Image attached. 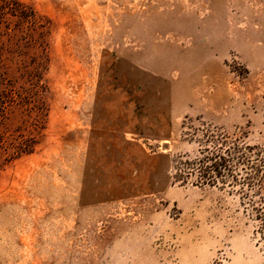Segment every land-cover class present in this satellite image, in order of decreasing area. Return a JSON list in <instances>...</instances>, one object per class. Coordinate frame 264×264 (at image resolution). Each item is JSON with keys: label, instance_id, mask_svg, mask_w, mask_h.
Segmentation results:
<instances>
[{"label": "rangeland", "instance_id": "obj_1", "mask_svg": "<svg viewBox=\"0 0 264 264\" xmlns=\"http://www.w3.org/2000/svg\"><path fill=\"white\" fill-rule=\"evenodd\" d=\"M17 1L0 264H264V0Z\"/></svg>", "mask_w": 264, "mask_h": 264}, {"label": "trees", "instance_id": "obj_2", "mask_svg": "<svg viewBox=\"0 0 264 264\" xmlns=\"http://www.w3.org/2000/svg\"><path fill=\"white\" fill-rule=\"evenodd\" d=\"M9 4H10V6H8ZM11 4L13 6H11ZM20 5L21 4L17 0H0V7L6 6V8L9 10V12L13 15H16V16H20L22 14V12H21L22 10H21ZM0 19H1V12H0Z\"/></svg>", "mask_w": 264, "mask_h": 264}]
</instances>
